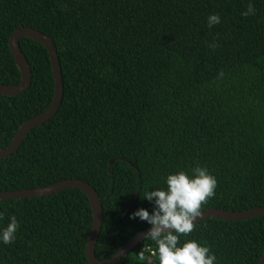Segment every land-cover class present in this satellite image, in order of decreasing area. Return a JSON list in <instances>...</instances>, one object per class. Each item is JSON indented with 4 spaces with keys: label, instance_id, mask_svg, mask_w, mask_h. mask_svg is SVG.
Instances as JSON below:
<instances>
[{
    "label": "trees",
    "instance_id": "1",
    "mask_svg": "<svg viewBox=\"0 0 264 264\" xmlns=\"http://www.w3.org/2000/svg\"><path fill=\"white\" fill-rule=\"evenodd\" d=\"M250 2L256 13L245 17ZM212 13L221 23L209 28ZM24 27L53 39L64 98L0 160V192L90 184L104 210L100 261L150 228L129 217L151 213L146 192L176 171L200 165L217 178L201 212L264 208V0H0V85L22 81L10 39ZM20 45L32 85L0 95V150L55 95L47 49L27 38ZM0 214V225L13 215L20 224L15 242L0 244V264H90L94 218L80 189L0 201ZM192 239L210 247L215 264H259L264 217L207 219L180 243ZM156 248L145 239L118 264H159Z\"/></svg>",
    "mask_w": 264,
    "mask_h": 264
},
{
    "label": "clouds",
    "instance_id": "2",
    "mask_svg": "<svg viewBox=\"0 0 264 264\" xmlns=\"http://www.w3.org/2000/svg\"><path fill=\"white\" fill-rule=\"evenodd\" d=\"M255 13L256 9L250 2L242 15L247 17ZM206 22L212 28L221 23V16L212 13ZM165 185L146 192L144 200L153 203L151 213L140 208L129 218H138L150 226L145 238L155 242V255L158 256L159 264H215L217 257L209 246L194 239L181 244L180 236L193 232L195 221L201 216V206L215 196L217 178L207 167L197 165L190 171L180 170L168 174ZM19 228L20 224L14 215L6 225H0V244L14 243Z\"/></svg>",
    "mask_w": 264,
    "mask_h": 264
},
{
    "label": "water",
    "instance_id": "3",
    "mask_svg": "<svg viewBox=\"0 0 264 264\" xmlns=\"http://www.w3.org/2000/svg\"><path fill=\"white\" fill-rule=\"evenodd\" d=\"M25 38L42 44L49 52L55 83L54 100L50 108L44 114L28 121L20 128L12 144L7 149L0 150V160L11 157L20 149L25 136L31 130L52 119L58 113L64 98L62 67L53 39L50 36H47L46 34L35 29L25 27L18 29L10 39V48L17 66L22 74V81L16 86L0 85V95L16 97L25 93L32 85V69L20 45L21 40ZM111 163H113V161ZM72 188H78L83 191L89 198L92 207L94 222L86 248V256L90 264H118L124 257H126L133 249H135L146 239L145 235L149 229L132 238L120 249V251L116 253L114 257L106 261H100L96 257V247L100 238L104 221L102 201L95 188H93L90 184L78 179L65 180L49 187L26 189L13 192H0V201L49 197ZM259 217H264V208L253 209L245 212L226 211L223 209H209L201 212V216L197 218L194 226L207 219L234 222L245 221ZM259 264H264V254Z\"/></svg>",
    "mask_w": 264,
    "mask_h": 264
}]
</instances>
